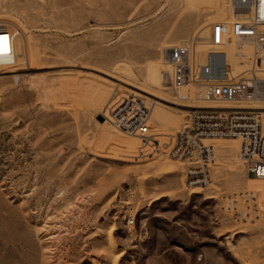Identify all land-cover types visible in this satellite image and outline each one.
I'll list each match as a JSON object with an SVG mask.
<instances>
[{
	"label": "rangeland",
	"instance_id": "374dc122",
	"mask_svg": "<svg viewBox=\"0 0 264 264\" xmlns=\"http://www.w3.org/2000/svg\"><path fill=\"white\" fill-rule=\"evenodd\" d=\"M231 17L229 0H0L15 35L0 71V264H264V184L238 163V140L205 141L203 188L164 145L190 120L163 83L166 48L188 44L200 79L220 51L227 81L264 76L251 48L207 40ZM129 94L151 109L148 142L113 125ZM240 106L264 134V102ZM245 191L258 204L246 220L224 210Z\"/></svg>",
	"mask_w": 264,
	"mask_h": 264
},
{
	"label": "built area",
	"instance_id": "2783aa9c",
	"mask_svg": "<svg viewBox=\"0 0 264 264\" xmlns=\"http://www.w3.org/2000/svg\"><path fill=\"white\" fill-rule=\"evenodd\" d=\"M232 17L216 22L207 40L212 46L234 44L251 45L254 63L264 55V0H229ZM12 45L14 33L0 28V37ZM1 41V40H0ZM2 45V42H0ZM192 48L185 43L175 44L165 50V59L171 71L163 80L174 97L185 103L190 114L188 126L167 136L164 143L172 159L188 161L187 185L203 188L207 168L213 160V147L205 143L212 139L238 140L236 158L252 179L264 181V134L258 110L240 106L243 103L264 100V76L249 73L246 78L227 81L226 53L208 52L200 66L201 79L193 74ZM9 56V53H8ZM13 67L12 59H0V71ZM218 103L225 106H199L201 103ZM150 107L139 97L129 94L112 112L116 129L148 142ZM252 192H240L225 197L224 210L241 218H252L258 211ZM264 215V212H262Z\"/></svg>",
	"mask_w": 264,
	"mask_h": 264
},
{
	"label": "bare ground",
	"instance_id": "6f19581e",
	"mask_svg": "<svg viewBox=\"0 0 264 264\" xmlns=\"http://www.w3.org/2000/svg\"><path fill=\"white\" fill-rule=\"evenodd\" d=\"M0 42H2V45H0V47H2L3 46V42H5V44H6V46H7V48H8V53H10V45L8 44V42H6V37L5 36H3V37H0ZM251 48L252 50H253V47L251 46V45H245V46H243V47H237L238 49H240V50H244V48ZM254 51V50H253ZM8 53L7 54H2V58L3 59H9L10 57H8ZM1 58V59H2ZM262 59L264 58V55L261 57ZM9 60H11V59H9ZM240 64H242V63H240ZM262 102H264V100H262V101H254V102H252V103H262ZM212 104H214V103H212V102H208V103H201L199 106H212ZM227 105V104H226ZM226 105H214V106H225V107H227ZM150 114H151V111H150ZM102 122V121H101ZM103 123V122H102ZM233 139H235V138H230V139H212V140H210V141H215V140H233ZM214 143V142H213ZM215 144H217V143H215ZM219 145V144H218ZM217 148V147H216ZM218 149V148H217ZM249 180H251V181H254V182H256V183H260V184H264V181H260V180H256V179H252V178H248ZM208 182V181H207ZM206 184H208V183H206ZM190 186H193V185H190ZM193 187H196L197 188V186H193ZM198 188H200V187H198ZM257 193V192H256ZM259 196H261L260 194H258Z\"/></svg>",
	"mask_w": 264,
	"mask_h": 264
},
{
	"label": "water",
	"instance_id": "95a60500",
	"mask_svg": "<svg viewBox=\"0 0 264 264\" xmlns=\"http://www.w3.org/2000/svg\"><path fill=\"white\" fill-rule=\"evenodd\" d=\"M96 118L99 121H104V117L102 115H97Z\"/></svg>",
	"mask_w": 264,
	"mask_h": 264
},
{
	"label": "crops",
	"instance_id": "0c3cea01",
	"mask_svg": "<svg viewBox=\"0 0 264 264\" xmlns=\"http://www.w3.org/2000/svg\"><path fill=\"white\" fill-rule=\"evenodd\" d=\"M11 256H12V251H11Z\"/></svg>",
	"mask_w": 264,
	"mask_h": 264
}]
</instances>
